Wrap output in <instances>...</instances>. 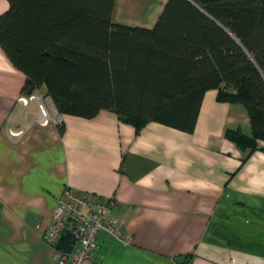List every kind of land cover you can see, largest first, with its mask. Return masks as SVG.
I'll list each match as a JSON object with an SVG mask.
<instances>
[{"label": "crops", "instance_id": "1", "mask_svg": "<svg viewBox=\"0 0 264 264\" xmlns=\"http://www.w3.org/2000/svg\"><path fill=\"white\" fill-rule=\"evenodd\" d=\"M9 6L0 0V15ZM25 82L0 46V264H56L44 236L67 189L115 199L109 217L132 237L102 230L94 264H264V142L242 165L226 136L253 135L243 104L208 91L193 132L157 122L138 132L110 110L64 114L60 128L17 106Z\"/></svg>", "mask_w": 264, "mask_h": 264}, {"label": "trees", "instance_id": "2", "mask_svg": "<svg viewBox=\"0 0 264 264\" xmlns=\"http://www.w3.org/2000/svg\"><path fill=\"white\" fill-rule=\"evenodd\" d=\"M8 1L0 46L26 75L22 95L45 87L62 114L110 110L138 132H193L217 90L248 111L251 137L226 132L242 165L264 142V0H168L150 28L116 23V0ZM71 244L65 235L57 247Z\"/></svg>", "mask_w": 264, "mask_h": 264}, {"label": "built area", "instance_id": "3", "mask_svg": "<svg viewBox=\"0 0 264 264\" xmlns=\"http://www.w3.org/2000/svg\"><path fill=\"white\" fill-rule=\"evenodd\" d=\"M36 105L38 122L41 125L65 124L64 114L60 113L53 98L39 90L31 95H22L17 106L28 108ZM13 135H19L13 132ZM117 204L115 199L100 201L97 204L88 197H77L66 190L59 201L50 226L45 233V241L57 247L65 235H70L72 246L57 248L56 264H94L95 251L98 247L99 234L106 230L116 236L123 244L132 241L131 235L124 232L117 217H109V211Z\"/></svg>", "mask_w": 264, "mask_h": 264}, {"label": "rangeland", "instance_id": "4", "mask_svg": "<svg viewBox=\"0 0 264 264\" xmlns=\"http://www.w3.org/2000/svg\"><path fill=\"white\" fill-rule=\"evenodd\" d=\"M165 2L166 0H116L115 17L126 25L142 26L151 23L154 25L161 14ZM39 91L45 93L42 90ZM33 110L38 112L36 105H30L26 108L24 114L28 113L29 116H33V113L29 112ZM34 116V125H41L36 121V113Z\"/></svg>", "mask_w": 264, "mask_h": 264}, {"label": "water", "instance_id": "5", "mask_svg": "<svg viewBox=\"0 0 264 264\" xmlns=\"http://www.w3.org/2000/svg\"><path fill=\"white\" fill-rule=\"evenodd\" d=\"M191 1V0H190ZM194 3V2H193Z\"/></svg>", "mask_w": 264, "mask_h": 264}]
</instances>
